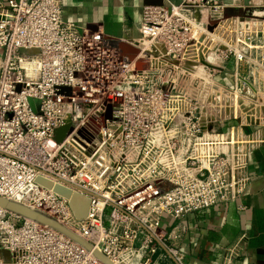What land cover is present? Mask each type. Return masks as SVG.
Listing matches in <instances>:
<instances>
[{"label":"built area","instance_id":"built-area-1","mask_svg":"<svg viewBox=\"0 0 264 264\" xmlns=\"http://www.w3.org/2000/svg\"><path fill=\"white\" fill-rule=\"evenodd\" d=\"M62 1L0 0V196L132 264L140 235L151 253L152 234L165 240L163 215L238 199L249 184L264 127L248 133L256 122L230 113L238 91L264 96V23L233 22L218 0H146L130 60L103 32L64 21ZM39 177L89 197L88 216ZM169 250L180 261L179 246ZM0 264L103 263L0 208Z\"/></svg>","mask_w":264,"mask_h":264},{"label":"crops","instance_id":"crops-1","mask_svg":"<svg viewBox=\"0 0 264 264\" xmlns=\"http://www.w3.org/2000/svg\"><path fill=\"white\" fill-rule=\"evenodd\" d=\"M145 1L63 0L62 17L80 31H101L112 41L132 44L131 40L140 36ZM218 1L230 15L243 5V0ZM220 77L225 85L231 84L230 73ZM244 128L250 133L257 127L250 124ZM248 172L251 180L238 199L181 219L163 215L159 232L166 235L165 240H154L156 252L151 253L146 249V234L140 235L137 245L142 247V255L132 264H264V144L250 154ZM174 243L180 248V261L169 250Z\"/></svg>","mask_w":264,"mask_h":264},{"label":"water","instance_id":"water-1","mask_svg":"<svg viewBox=\"0 0 264 264\" xmlns=\"http://www.w3.org/2000/svg\"><path fill=\"white\" fill-rule=\"evenodd\" d=\"M112 45L120 49L121 52L130 60H133L139 53V50L137 48L122 40L112 41ZM37 181L46 187H54V190L56 192L68 198L70 200V206L77 219H83L88 216L91 202L89 197L78 192H73L71 189L60 184L53 186V182L51 180L45 179L43 177H39ZM0 208L64 234L77 244L84 247L87 251L91 252L93 256L103 264H116L111 258L105 255L99 249L95 248L94 245L87 239L69 228L57 218L42 210L36 209L12 199H8L3 196H0ZM152 235L155 240L161 242V240L155 234ZM174 259L177 260L175 257Z\"/></svg>","mask_w":264,"mask_h":264},{"label":"rangeland","instance_id":"rangeland-1","mask_svg":"<svg viewBox=\"0 0 264 264\" xmlns=\"http://www.w3.org/2000/svg\"><path fill=\"white\" fill-rule=\"evenodd\" d=\"M258 6V0H251L250 2L243 0V5L240 10L235 12L236 20L233 22H237L239 19L240 22L252 25L264 23V11L261 13L254 11V8ZM236 94L238 95V106L236 112L230 113L231 119H235V115L239 120L245 123L254 124L256 122V127H264V96L257 94L254 99H251L250 95H247L246 90L244 93L238 91Z\"/></svg>","mask_w":264,"mask_h":264},{"label":"bare ground","instance_id":"bare-ground-1","mask_svg":"<svg viewBox=\"0 0 264 264\" xmlns=\"http://www.w3.org/2000/svg\"><path fill=\"white\" fill-rule=\"evenodd\" d=\"M263 8L261 7V6H258V7H256V8H254V11H257V12H259V13H261V12H263ZM128 43V42H127ZM132 44L133 45H135L136 43L135 42H132ZM131 45V44H130ZM134 47V46H133Z\"/></svg>","mask_w":264,"mask_h":264}]
</instances>
